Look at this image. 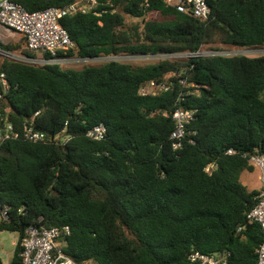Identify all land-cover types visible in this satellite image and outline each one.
Here are the masks:
<instances>
[{
    "label": "trees",
    "instance_id": "obj_1",
    "mask_svg": "<svg viewBox=\"0 0 264 264\" xmlns=\"http://www.w3.org/2000/svg\"><path fill=\"white\" fill-rule=\"evenodd\" d=\"M14 1L37 11L78 0ZM147 2L99 0L97 13L62 17L74 42L67 55L264 46V0H207L208 19L166 0ZM126 15L140 20L128 25ZM0 47L37 55L24 37L10 44L0 39ZM179 71L195 87L184 89ZM0 72L10 82L0 112L16 127L34 117L49 136L65 128L70 137L63 144H0V198L11 205L0 230L20 233L9 264H21V236L32 223L69 225L64 251L81 264H192V250L229 252L232 264H255L263 232L247 213L261 187L249 190L241 174L255 168L250 155L264 154V54L81 68L0 56ZM151 79L176 85L140 94ZM181 90L184 99L178 100ZM179 105L196 109L188 124L195 142L175 149L171 112ZM101 122L106 136L90 138L87 131Z\"/></svg>",
    "mask_w": 264,
    "mask_h": 264
},
{
    "label": "built area",
    "instance_id": "obj_2",
    "mask_svg": "<svg viewBox=\"0 0 264 264\" xmlns=\"http://www.w3.org/2000/svg\"><path fill=\"white\" fill-rule=\"evenodd\" d=\"M168 4L176 6L179 11H190L194 16L201 19H208L211 16V7L207 0H166ZM99 0H78L63 6H49L42 10L29 11L22 4L14 0H0V29L4 43L11 38L13 43H18L20 35L25 38L26 48L36 53V56H29L21 50H11L0 47V56L10 60L25 62L30 64H66L72 62H86L92 64H102L106 62H124L142 64L160 59H185L190 57L203 56H231L236 54L250 55L260 54L264 51V46L256 48H201L195 51H179L172 53H101L93 57H71L67 51L74 47L68 31L60 24V19L77 12L86 13L93 11L97 13L95 7ZM144 5L148 6L147 0ZM7 36V37H6ZM48 54V55H45ZM183 71L176 73L177 82L185 88L195 87L193 82H189L187 77L182 75ZM176 80L157 81L151 79L140 87L142 95H157L164 91L173 89ZM10 88V82L4 72H0V100L4 93ZM188 91V90H187ZM192 91V90H189ZM185 90H181L178 100L184 99ZM196 109L191 107L176 106L171 112L175 122V128L171 132V140L175 149H181L185 142L194 143L193 135L195 131L188 128V124L195 117ZM169 115V112H164ZM65 128L61 133L49 136L43 130L35 126L34 117L23 121L19 127L10 120L8 114L0 112V144L7 140L22 139L29 142H53L63 144L69 140V136L64 135ZM107 134V126L101 122L94 125L87 131V135L95 140L103 139ZM235 154L232 148L227 151ZM250 162L258 167L259 179L261 181V191L257 195L255 205L247 213L249 223L257 222L263 232V239L257 248V260L255 264H264V154H252ZM212 164L206 167V171H211ZM22 209V208H21ZM20 209V210H21ZM11 205L0 198V221L10 219ZM42 218L38 219V222ZM245 228L240 226L238 231ZM20 234L18 231H15ZM71 234L69 225L44 226L37 223L28 225L21 236V264H81L75 261L64 251L67 245V238ZM230 253H204L199 250H192L188 259L192 264H232L229 259Z\"/></svg>",
    "mask_w": 264,
    "mask_h": 264
},
{
    "label": "rangeland",
    "instance_id": "obj_3",
    "mask_svg": "<svg viewBox=\"0 0 264 264\" xmlns=\"http://www.w3.org/2000/svg\"><path fill=\"white\" fill-rule=\"evenodd\" d=\"M139 20H140V18H138V17H132L130 15H126V22L128 25L134 24ZM1 33H3V31L0 29V39L2 41H4L2 36H1ZM20 37H22V36L20 35ZM6 41L9 44L13 43L11 41L10 37H8L6 39ZM263 54H264V51L261 52L260 54H250V55L256 56V55H263ZM86 64H88V63L68 61V62H66V64H63V67H65V68H81ZM241 182L245 186H247V188L249 190H252L255 188H260L261 187V181L259 179L258 167L255 166L253 171H248V170L243 171L241 174ZM18 239H19V235L17 232L9 231V230H0V258L3 262V264H9L10 261L12 260Z\"/></svg>",
    "mask_w": 264,
    "mask_h": 264
}]
</instances>
